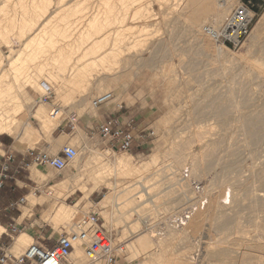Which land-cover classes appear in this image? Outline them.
<instances>
[{
    "label": "rangeland",
    "instance_id": "1",
    "mask_svg": "<svg viewBox=\"0 0 264 264\" xmlns=\"http://www.w3.org/2000/svg\"><path fill=\"white\" fill-rule=\"evenodd\" d=\"M21 1H19V0H0V14H1L0 15V56H2L3 60H4L3 68H5V69H3L2 72L3 73L5 72L9 75H12L9 77L10 80L13 77H15V76H13L15 74L12 71H9L10 67L8 66L7 61H10L11 59L15 60L14 58H17L18 55H31V54H33V52H32L33 49L32 48L30 49L29 46L36 39L34 37L35 33L30 31L31 24L33 23L32 21L37 17V16L35 17V15L40 16V20H41L42 25L45 23L47 25V21L50 20V17H53V18H51L50 26H52V25L53 26H58V25L60 26V24L62 27L63 26L68 27L69 26L70 30H68V32H67V30H63V32L61 31V33H60L61 35H57V32H54L55 33L54 35H56V36H54L53 33L51 32L52 33L51 36H53V37H50V35L48 37V35H47L44 37L45 40L43 39V41H44L45 46H48V45L50 46V44L52 43L51 40L54 39L53 44H56L57 47H58L57 43L61 42V44H63L61 47L66 46L65 48L71 50L74 47L76 48V45H77V44H74V43H76L75 39H76V36L78 34L75 29L79 26H82L81 24L83 23V22H80V21H82V19L79 18L81 16L80 13H87L90 11H96L98 8L97 5H99V7H102L103 9H105L107 7V5H109V4H110L109 7H112L113 5H114L113 7H115V6L120 7V5H119L120 3L118 2V0H94V1L93 0H82V1L81 0H79V1L78 0H76V1L75 0H72V1L68 0V2H67V0H64V1L63 0H61V1L60 0H48L49 2L47 0H42V1H39V0H35V1L34 0L33 1L32 0H21ZM24 1L26 2L27 7L23 6V5H26ZM27 1L29 2V4L27 3ZM139 1L141 2V5L138 3ZM191 1L195 2V4H193ZM216 1L217 0H214V1L213 0H210V1L209 0H142V1L141 0H135V2H134V4L136 3L135 5L130 4L131 5L130 7H132L133 5L134 6L131 9L132 12L130 10V12L128 14L129 16L126 17V20H125V18H123L121 16H119L117 18L116 17L114 18V16H112L109 18V21L107 23L110 27H109V32H107V33L108 34L112 33V35L109 34V36H111V37H105V36H108L107 33H104L105 34L104 36L102 35L101 39L99 40L100 41L99 44H101V46L99 45L101 47V52L99 51V54L100 55H112V56L105 63L106 67L102 68V67L98 66L99 68L98 67L94 68L96 72L95 71L92 72L93 76L89 75L87 78V80H90V81H88V82L83 81V83H80V84L70 83L67 85V87L65 89L63 87H61V88L58 87L61 82H59V84L57 83V80L59 78L56 77L55 69H53L54 71H52V72H54L53 76L56 78L50 77L51 74H47L46 78L50 81H54L52 83L50 81H48V82L50 85L52 84L53 88H55L54 89L55 95H56L55 101L58 104H60L62 107H64L66 111L74 112L78 117L76 129L71 134H69L68 131L66 133H60V132L53 133L54 132L53 130L51 132L50 130L43 128V125L40 122H38L36 119H32V117L36 114L38 109H44V110H46V112L48 114L50 112V106L49 105H40V106L34 105L36 98L38 97L39 94H41V91H40L41 87L39 86V88H33L27 84H24L25 83L24 78H26L25 75L27 76L28 72L32 69H29V71L24 70V72H20V73H22V75L20 74L19 79H22L24 76L23 80H21L23 83L20 80L17 82V81L12 79L13 80L12 84L14 85V90L12 93H13V95H17V96L21 97L22 102L24 104V107H23L24 110L22 109L21 115L17 116L14 119L15 121L13 124V134L10 135L14 139L16 149H20V150L24 151V150H27L29 148H35V147H41L42 148L44 146V144H49L51 146L50 152L53 154H56L63 147L72 146V147H76L78 149V152L84 158V156L88 153V149H86V146H87L86 144H89V145L95 147L96 149L100 150L101 152L109 153L111 156L121 155V154L122 155L123 154H130L131 156H133L134 163L137 165H142V164H146V163L150 164L149 169L146 170V172H145V175H151L150 176L151 179L153 178V180H151L148 183V185H150V187L148 189L149 193H143V192L140 193V194L145 195V196L143 195V197L140 198L141 201H139V198H138L140 196V194L136 195V197H134V198H137L136 201L134 203H132V205L126 207L125 210L130 211V210H132V208L136 207L137 205H140L141 207H138L135 209L137 211V213H135L134 211H131L132 213L131 212L129 213L130 214L129 220L128 219L126 220L128 222L122 221L114 227V230H111V231H113L116 240L119 242H124L125 246L128 245V243H130V240L132 241L134 239H136V240L141 239L145 242V244L151 243V239H152L151 238L152 235L150 234L151 231H154L155 235L159 234L158 235L159 240L162 239L163 236L165 235V233H167V230L172 229L170 227L172 220H170L168 218L171 215H175L177 212H179V209L181 211L183 208L187 207L188 204H192V205L197 204V200L200 198V194L195 192V186L196 185H200L205 190V192L208 190L206 193L203 190L204 193H202L201 195H203V197L205 199L207 198V201H209V204H211V203L212 204L206 205L207 208H205V211H207V212H204L202 210L200 213L197 212L194 217H196L198 214H208V213H212V212L215 213L217 215V217L220 215V213H222L221 214L222 216L227 215L226 217L230 218L232 221L231 230L227 234L229 238H228V241L226 242V244H228V246L230 248L232 247L231 245H234V246L238 245V246L242 247L244 245V241L246 243L244 245V247L248 244L247 239H249L252 234L253 235L255 234V232L253 231V230H255V226H256L254 224L255 223L254 220L255 221L261 220L258 222L264 223V209H262L263 210L262 212L261 211L256 212L258 214L257 215L256 213L253 214V211H251L252 209L249 208V206H248V205H250L249 202H251L249 200H251L250 198L253 197V195H255V194H258L261 196L264 195V180H261V177H264L263 176V174H264V172H263L264 171V167H263L264 166V141H263L264 140V130L261 134V136H263L261 138V142L259 141L258 143H252V141L250 139V135L247 132L244 133V131H242L243 129H240L242 124L239 121L241 113L251 114L253 112L260 111L263 104H264V87L263 88L260 87V90H258L259 89L258 85H252L251 86L249 83L245 82L246 81V80H244L245 76L242 73L246 69L245 65H249L250 64L249 62H251V60H254L256 58L255 53H253L254 56L251 55L252 52H255V50H253V49L249 50L247 48V44L249 42V38H248V40L242 46L241 49H239L237 51L226 50V52H228V53L225 55L224 58H218V57H215V55H211V57H210V55L204 54L203 51H204L205 47L207 48V46L210 45L212 47L217 48V46L214 43V41L211 40V38L204 33L203 28L205 26L211 25L212 23L210 21L208 22V21H205L203 19L204 21L201 22L200 26H195L194 27L195 29L191 28L192 26L189 25V23H188V22H191L190 20L188 21L189 18H187V17H189L191 15L190 12H192V8H194V7L195 8L201 7L202 8L204 5L207 6L210 2L215 4ZM41 2L43 3V6H42ZM58 2H60V4ZM77 2H78V4H83L86 2L85 3L86 5L83 4L85 7L83 5H77ZM206 2H207V4H205ZM242 2H243V0H231L230 1V9L232 10L234 7L240 5ZM22 3H23V5H22ZM34 3H35V6H34ZM46 3L49 6H47ZM56 3L58 6L56 5ZM100 3H101V5H100ZM102 3H104L103 5H106V3H107L105 8L103 7ZM115 3L117 5H115ZM37 5H39L43 8V9L41 8L42 11H41V9L35 8V7H37ZM138 5L141 7H139ZM193 5H195V6L191 7ZM71 6H73V7H71ZM95 6H96V9L94 10ZM263 6H264V4H263ZM134 8H135V10H134ZM139 8H142V9H139ZM143 8H145V10ZM44 9H48V12L44 14L45 18L43 17V13H44L43 10ZM137 9H139V10H137ZM24 10H25V12H24ZM38 10H39V13L37 12ZM79 10H80V12H79ZM26 11H28V13ZM135 11H136V13L137 12L138 13L136 14ZM77 13H78V15H77ZM23 14L26 15L25 18H24ZM263 14H264V9H263L262 13L256 17V21L254 23L253 29ZM136 17H138V18L136 19ZM121 18L124 19L125 23L123 22V19L121 20ZM130 19L132 21H130ZM78 20H79V22H77ZM127 20H128V22H127ZM223 21L224 20H222V22ZM116 22H120V24L116 23ZM122 23L125 25H123ZM121 24L124 26V28ZM29 25H30V27H29ZM48 25H49V23H48ZM105 25H106V23H105ZM108 25H106V26H108ZM126 25H128V26H126ZM189 26H191V27H189ZM120 27H122V28H120ZM129 27H131V29ZM49 28H51V27H49ZM110 28H111V31H110ZM128 29H130L129 31H131V32H129ZM197 29L201 30V32L198 31ZM253 29H252V31H253ZM120 30H122L123 32L121 31V33H120L119 32ZM125 31H127V32H125ZM191 31H193V33ZM30 32L33 36L32 35L30 36ZM124 32L127 34H124ZM66 33L67 34H70V33L75 34L76 33V34L73 35L74 37L71 35L73 37V39H72L71 36H68ZM177 33H178V35H177ZM190 33H192V34H190ZM63 34H64V36H63ZM120 34H122V35H120ZM117 37H119V38H117ZM47 38H50V39H47ZM108 38H110L109 42L107 40ZM71 39H72V42L70 43L69 41ZM128 39H130V40L128 41ZM104 40H106V42ZM67 43L74 44V45H72L74 47L71 48L72 46L71 47L68 46L69 47L68 48ZM174 43H175V45H174ZM105 44H106V47H105ZM114 44H116V46ZM124 44H125V46H124ZM35 45H37L38 50L41 51L40 49H42V45L41 44L40 45L35 44ZM35 45L32 44V46H35ZM112 45H114V46H112ZM87 46H89L88 48H90L91 44L87 45ZM87 46H86V48H87ZM102 46H104V47H102ZM57 47L55 50L58 51L60 49V46L58 48ZM112 47L116 50H114ZM46 49H48V48H46ZM159 49H160V51H158ZM55 50H54L55 54L52 52L48 53L46 51L47 54H45L46 52H44V54L40 52L39 55H49V54L50 55H57V52ZM104 50H105V52H104ZM112 50H113V53L111 52ZM67 51H69V50H67ZM75 52L73 53V55H79V54H75ZM83 53H84V51H82L80 53L81 56H79V57H82ZM249 53H251V54H249ZM69 55H71V53H69ZM118 55H120V56H118ZM121 55L124 56V58L121 57ZM251 56H253L254 59ZM114 57H117V59ZM162 57H163V59H162ZM248 57H250V58H248ZM111 58H113V59H111ZM120 58H121V60H118ZM225 60H227V61H225ZM213 61H215V62H213ZM89 62H91V61H88L87 63H89ZM41 64H44V61H43V63L41 62ZM224 64H226V65H224ZM242 64H243V66H242ZM109 67H112V68H109ZM233 68H234L235 74L236 75L239 74L240 77H238V75L236 76L235 74H232L234 72L232 70ZM227 69H229V70L227 71ZM6 70H7V72H6ZM8 71H9V73H8ZM107 71H110V72L112 71L111 72L112 75H110L111 73L107 72ZM228 72H231V73L229 74ZM99 74L102 77H100ZM107 74H108V76H107ZM220 74H222V76ZM93 77H95V78H93ZM232 77L233 78L235 77L236 81H234V79ZM51 78H54V79L51 80ZM209 78H211V79H209ZM55 79H57V80L55 81ZM67 80H69V78H67ZM240 80L242 82H240ZM42 81L47 82V80H42ZM232 82H233V85H232ZM235 82L236 83L238 82V84H236ZM55 83L57 86L55 85ZM91 83H92V85H91ZM246 83H247V85H246ZM98 84H102V85H99L100 88L98 87ZM103 84H105L106 87ZM222 85H224V86H222ZM243 85L245 87H243ZM102 86H104L103 92H100V89H102L101 88ZM255 86H256V88H255ZM185 87H186V89H185ZM245 88H247V89H245ZM251 88L253 90H251ZM202 89L204 90V92H202L203 91ZM243 89L245 90V93L247 92L246 95H244L245 93L243 92ZM232 90L236 91L233 93L234 96H233V94H230L233 92ZM107 91H114L118 97V100L125 102L127 107L133 113H135L136 115L138 114V116L141 118L140 123L143 124V127L148 128V129H152L155 132V137L151 141H147V143L145 145H143L144 147L143 146L140 148L136 147L131 152H124V151L112 152V151H109L105 141L96 133V127L99 123V115H100L99 113H100V111H103V110L105 111L107 108H102V110H100V111H92L91 101L95 96L99 95L100 93L107 92ZM215 91H216V93H215ZM230 91H232V92H230ZM258 91H259V93H257ZM262 91H263V93H262ZM237 92H238V94H237ZM260 92H261V94H260ZM252 93H254V94H252ZM223 94H225V95H223ZM227 94H229V95H227ZM250 94H252V95H250ZM208 96H209V98H211L212 96L213 97L219 96L221 99L220 102L222 104L223 103L224 104H230L232 101H233L232 104H235V105L231 104V107L233 106L232 108L233 109L236 108V110L234 109L235 110L234 111L231 109L232 111H234V114L231 113V118L233 120L232 123L234 122V124L232 126L233 128L231 127L229 133H224L225 131L221 130L223 128H222L221 124L218 123L217 119L210 117V116H208V117L205 116V118H206L205 122H202V121H204L202 119L203 118L202 115L196 114V113L193 114L194 110H191V109H193L195 107V105L198 104L199 102H200V104H203V103L205 104L204 99ZM231 96H233V98ZM234 97H235V99H234ZM191 98H193L194 101ZM238 99H241L242 101L238 100ZM190 100H192V101H190ZM228 100H229V102H227ZM244 100L246 101L245 103H244ZM251 100L254 103L250 102ZM189 102H190V104H189ZM247 103L248 104L250 103V104L247 105ZM244 104H246V105H244ZM184 105H185V107L187 106L186 107L187 110L185 109ZM188 105L191 107V109ZM237 105L239 107H237ZM179 106L181 107V109L179 108ZM254 106H256V107H254ZM244 107H246V108L244 109ZM177 108H179V111H181V112H178L176 110ZM183 109H185V110H183ZM239 109H240V111H239ZM33 112H34V114H33ZM176 112H177V114H180V115L177 116V114H175ZM30 115H32V116H30ZM187 115L189 118L187 117ZM235 115H237V116H235ZM193 116L197 117V118H193ZM188 119H189V121H188ZM197 119H198V121H196ZM211 119H215V120H211ZM207 121L209 122V124ZM196 122L199 125H197ZM177 123H178V125H176ZM29 124L31 126L30 128H32V129H31L30 133L27 134V129H28ZM188 124H192L190 126L191 127L193 126V127L191 128ZM58 125H59L58 121H54V123L52 121L49 129H52V128L56 129L58 127ZM201 125H202V128L200 127ZM194 127H196L195 130H194ZM238 128L241 131H237ZM178 129H180V130H178ZM79 130H81L83 132V137H81V138H78V132L77 131H79ZM216 130H217V133L215 132ZM231 130H233V131H231ZM209 131L211 134H208ZM205 132H206V134H208V136L205 134ZM235 132H237V133H235ZM242 133H244V134H242ZM64 134H67V135H64ZM181 134H183V135H181ZM204 134L206 135V137ZM209 135H211V136H209ZM232 135H234V137L235 136L236 137L233 138ZM193 136L195 137V141H194L195 143L193 142V140H194ZM229 136L230 137L232 136V137L230 138ZM237 137H239L241 139H239ZM200 138L201 139L203 138V139L201 140ZM246 138L250 142L249 141L247 142ZM204 139H206L207 141L205 142ZM231 139H232V142H231ZM234 139H235V141H234ZM243 139L246 140L245 141L246 143L244 142ZM196 140L198 141L197 143H196ZM216 140L221 141V142L224 141L222 143L224 146L221 144L219 147H214L213 143L218 142ZM237 142H238V144H241L240 148H237ZM234 143H236L235 144L236 148L234 145H229V144H234ZM201 145H203V146H201ZM245 145H246V147H245ZM199 146H201V147H199ZM231 146H233L232 150L230 148ZM238 147H239V145H238ZM84 149H86V150H84ZM200 149H201V151H200ZM215 149H216L217 153L215 151H213ZM177 150H179V152L184 151L182 153L186 152V153H188V155L189 154L190 155L188 156L187 154L186 155L184 154L183 158H185V159L188 158L187 160L184 159L183 163L184 162L185 163L182 164V167L185 169L181 168L182 172L179 170V172H177V175H176L177 178H176V177H173V172L171 170H168V169H170V165L174 161L173 160L174 153H176V152L178 153ZM191 151H192V153H189ZM212 152H215L216 154L212 153ZM225 152H227V154H225ZM233 152H235L236 155H234ZM222 154H224V155H222ZM156 156H158V159L153 160V158H155ZM190 156H191V158H193L192 159L193 161H191V163L195 162V161L197 162V160L199 158L200 162L198 161L197 163H200V164L197 165V163H195V165L198 168V172H197L198 176L195 175L193 177L192 172H190L191 171L190 170L191 169V166H190L191 158H190ZM226 156H227V158H226ZM168 157H170V158H168ZM196 157H198V158H196ZM211 157H213V158H211ZM222 157H224L225 159ZM250 158H252V159H250ZM226 159H227V161H225ZM234 159H239L241 162V165L239 168L240 171L239 170L238 171H230V172H232V174H233L232 175L229 171H226L225 164L230 162V161H233ZM186 161H187V163H186ZM219 161H220V163H219ZM75 162H76V164H75ZM256 164H257V166H256ZM259 165H261V167ZM199 166H202V167H199ZM216 166H217V168L215 170ZM253 166H255V167H253ZM35 168H37V166L33 167L32 172ZM82 168H83V165L81 164V161L79 164L77 161H74L67 169H65L64 171H62L60 173L56 172L54 170H50L49 173L52 174L55 178L51 179L49 181L48 180L45 181L44 179H42L40 177H35V176H33V173L31 176V180H29V179L27 180L28 174L25 172L23 173V175L25 177H27L25 180V182L27 183V187L25 188L26 195H28L29 192H31V193L34 192V194L37 195L41 200H47V202L44 203L43 205H37L25 217H23V208H24V206H26V202L24 204L19 205L18 209L21 211V215H22L21 218L22 219L20 218L21 220H19L18 223L25 221L26 224L24 226L27 225L26 226L27 229L24 231L22 230V232H29V231L32 232V234H31L32 238L27 239L24 243H22V245L20 247H18V244L14 245V247L12 249H10L9 252H11L13 255L17 256V255L21 254L26 249V247H28L30 244L36 243V242L40 241V239H42V238H44V239H48V238L56 239L58 237L59 233L61 232V229L63 227L67 228L69 222L54 221L52 218H50V219L44 218V214H46L49 210L52 209V203L54 202V198H52L54 196V192L51 191V182L56 183V182L65 180V178H67V177L74 176V175L78 174L82 170ZM253 168H255L256 171ZM186 171L190 172L188 178L184 175ZM252 171H254V172H252ZM169 172H170V174H169ZM225 173H226V175H225ZM223 175H224L225 179L223 178ZM155 176H157V177H155ZM170 176H172V177H170ZM182 176H184V177H182ZM154 178L156 179V182H155ZM168 178H170L171 180H169ZM226 178H229V179H227V181H226ZM82 179L84 180V182L87 181L86 177H82ZM239 179H242V180H239ZM187 180H189L188 182H190L191 184L188 183ZM261 181H263V182H261ZM168 182H170V183H168ZM178 182L180 185L178 184ZM237 184H238V186H237ZM232 185L234 186V188L231 187ZM180 186H182V187H180ZM258 186L260 187V189ZM87 187H88V189H87L88 195L87 196L84 192L78 190L74 195L63 200L64 203H67L69 205H75L79 200H81L83 198L84 201L83 200L81 201V207L82 206L84 207V205H86L87 202L89 203L91 201H94L95 203H98L99 206L97 208H98L99 212H101V206L102 205L99 203L101 201H103L104 198L106 199V196L109 193V190H107L105 188L94 189L92 183L87 184ZM229 187H230V189H229ZM241 187H243V188H241ZM255 188H256V190H255ZM49 190H50V192H49ZM215 191L217 194L215 193ZM211 192H213V193H211ZM232 192H233V194H232ZM246 192H248L250 194H248ZM219 194H221L222 197L219 196ZM240 194H242L243 196ZM12 195H14V194H12ZM225 195H226V197L231 195L232 196L231 199H232V202L234 204H237V202H236L237 197H239L241 199L243 197L245 200L243 199L244 202H242L241 206L238 204L236 205V207L232 206V205L225 206L223 204V200L221 199ZM238 195H240V196H238ZM47 196H50V198ZM183 196H185L187 198L185 199V197H183ZM246 196H248V197H246ZM87 197L90 198L89 201L85 199ZM233 197H234V200H233ZM246 198H248V199L246 200ZM216 199H218L217 203H216ZM63 201L61 200L59 203L61 204ZM259 201L261 203H263L264 196H262ZM245 202H246V204H245ZM243 203H244V207H243ZM123 205L124 204H122L121 206H123ZM215 205L216 206L218 205V206L216 207ZM220 207H222V208H220ZM214 208H216V210L218 212ZM240 208H241V210H240ZM232 209H234V210H232ZM247 209H250V212ZM214 210L216 212H214ZM235 211H237V213ZM229 212L234 216L229 214ZM235 213L238 215H236ZM255 214L257 216H255V219H254ZM237 216H240V219ZM258 216L259 217L261 216L263 220L261 219V217L256 219ZM101 217H102L103 222L105 223L104 224L105 227L108 230H110V228L106 225V220L103 217V215H101ZM194 217H193V219H194ZM210 219H212V218H210ZM208 220L207 221L205 220L203 225H201V227H199L197 229V232H196L197 236L195 235L193 238L194 239V243H193L194 247L197 246V241H199L200 239L202 240L201 242H204L203 240H205L206 243L208 242L213 246V245H218L217 242L219 241L220 238H222V236L225 237L224 235H221V233L218 232L215 219H214V221L213 220L208 221ZM236 220L237 221L240 220V223L239 222L238 223H239L240 227L242 226L241 227L242 229L241 228L239 229V228H237V226H234ZM250 220H253L254 223L251 222ZM126 223H129L131 225L134 223H136V224L138 223L140 226L137 230L126 233V235L123 237L124 240H119L118 239V232L123 230V225H125ZM189 224L187 225L188 227H189ZM172 226H173V223H172ZM234 231H235V233H234ZM248 232H249L250 236H248ZM233 233H234V235H233ZM243 233L244 234L246 233L248 238H247V236L245 237V235ZM209 234H211V235H209ZM238 235H239L240 239L238 238ZM242 235H244V236H242ZM16 237L17 236H15L14 238H16ZM241 237H242V239H241ZM158 239H156V240H158ZM138 242H140V241H137V243ZM259 242H261V240H258L257 243L264 245V241H262L263 243H259ZM172 243H170V246L166 245L165 248H163V251L168 250L169 252H171V251L174 252L175 250H178V249L188 250V247H187L188 243H186V242L182 243L179 241H173ZM13 244L14 243H12L11 246H13ZM156 245L157 244H155V246ZM171 245H172V248H169V247H171ZM155 246H154L155 250L153 252L154 255L157 254L156 251H159V246L157 245L158 250L156 249ZM167 247H168V249L166 250ZM177 247H179V248H177ZM183 247H184V249H183ZM244 247H242V248H244ZM127 249H128V247L126 246V251L124 254L126 256V254L129 253V254H127V257H129L130 256V250L127 251ZM193 251H195L196 254H199V252L196 249H194ZM202 254H203L202 258H204L205 252H202ZM123 255L121 256V258L119 260V264H149L148 255H146L144 253H140V255L138 254V257H134V258L130 257L129 262L127 260H125V257ZM154 258H157V257H154ZM252 259L254 261L260 260L259 261L260 264H264V249L261 252L257 253L256 255H253ZM169 260H170V258L166 259L165 263H168ZM156 263L157 262H155V264ZM205 263L218 264V262L211 257H207L205 259ZM158 264H161V263H158ZM243 264H248V263L244 262Z\"/></svg>",
    "mask_w": 264,
    "mask_h": 264
},
{
    "label": "bare ground",
    "instance_id": "2",
    "mask_svg": "<svg viewBox=\"0 0 264 264\" xmlns=\"http://www.w3.org/2000/svg\"><path fill=\"white\" fill-rule=\"evenodd\" d=\"M21 1V0H19ZM33 1V0H32ZM35 1V0H34ZM39 1H42V0H39ZM48 1V0H47ZM61 1V0H60ZM64 1V0H63ZM72 1V0H70ZM76 1V0H75ZM79 1V0H78ZM82 1V0H81ZM94 1V0H93ZM142 1V0H141ZM210 1V0H209ZM214 1V0H213ZM230 1L231 0H217L215 4L213 3H209L207 6H203L202 8L201 7H194L195 5L191 6V7H194L192 8V12L191 15L187 18L188 21L190 20L191 22H188L189 27L191 28H194L195 26H200L201 22L202 21H210L212 24L209 25V26H212V27H217L219 24H221L222 20H224L226 18V16H228V14L230 13ZM12 2V1H11ZM22 2V1H21ZM25 2V1H24ZM23 2V3H24ZM38 2V1H37ZM45 2V1H44ZM49 2V1H48ZM53 2V1H52ZM68 2V0H67ZM90 2V1H89ZM103 2V1H102ZM115 2V1H114ZM113 2V3H114ZM117 2V1H116ZM118 2L120 3V7H109V5H107V7L105 8L106 5H103L104 3H102L103 7L105 9H103L102 7H99V5H97V10L96 11H90V12H87V13H80L81 16L79 18L82 19V21L80 22H83L81 25L82 26H79L77 27L75 30L76 32L78 33L77 36H76V43L74 44H77L76 45V48L72 45L74 44H70L72 42V39H73V35L75 34H67L68 36H71V40L69 41L70 43H67V47L68 46H72L71 48L73 49H67L63 47H61L63 44H61V42L57 43L58 44V47L60 46V49L57 51L55 50L57 45L56 44H53V40L52 43L50 44V46H45L44 45V37L48 35H50V37H53L51 36L52 33L53 35L55 34L54 32H57V35H61V31L63 32V30H70V27H66V26H50V22H51V18L53 17H50V20L47 21V25L46 23L45 24H41V20H40V16L38 15H35V19L33 20L32 18V24H31V29L30 31L35 33L34 37L36 38L35 41H33L32 44H41L42 45V49H40L41 51L38 50L37 48V45L35 46H32V44H30V49L32 48V52L33 54L31 55H18L17 58H14L15 60L11 59L10 61H7L8 63V66L10 67V70L9 71H12L15 75V77H13L12 79L15 80V81H21L23 80L24 76L22 79H19L20 77V74L22 75V73L20 72H24V70H28L29 69H32L28 72L27 76L25 75L26 78H24L25 80V83L24 84H27L33 88H39L42 87V80H48L46 78L47 74H51L50 77H54L52 71H54L53 69H55L56 71V77L59 78L58 80L55 79V81L57 80V83L60 85L58 86L59 88L63 87L66 89L67 85L70 84V83H83V81H90V80H87L88 76L92 75V72L95 71V67H106L105 66V63L107 62V60H109V58L112 56V55H100L99 54V51L101 52V44H99V40L101 39L102 35L104 36L105 34L104 33H107L109 32V25H108V21H109V18L114 16V18L116 17H123L125 18L126 20V17L129 16V12L130 10L133 8V6L136 4H134L135 0H118ZM160 2V1H159ZM192 2V1H191ZM190 2V3H191ZM22 3V5H23ZM27 3L29 4V2L27 1ZM60 4V2H58ZM66 3V2H65ZM64 3V4H65ZM86 3V2H85ZM85 3H83L84 5H86ZM96 3V2H95ZM140 5H141V2L139 1L138 2ZM137 3V4H138ZM193 4H195V2H192ZM26 4V2H25ZM42 6H43V3L41 2ZM47 4V3H46ZM63 4V5H64ZM83 4H78L77 2V5H83ZM89 4V3H88ZM99 4V3H98ZM130 4H134L132 7H130L131 5ZM207 4V2L205 3ZM232 4V3H231ZM17 5V4H16ZM57 5V3H56ZM66 5V4H65ZM75 5V4H74ZM76 5V6H77ZM83 5V6H84ZM96 5V4H95ZM101 5V3H100ZM115 5H117L115 3ZM118 5V6H119ZM21 6V5H20ZM23 6H26L27 7V4L26 5H23ZM34 6H35V3H34ZM47 6H49L47 4ZM58 6V5H57ZM139 6V5H138ZM4 7V6H3ZM33 7V6H32ZM60 7V6H59ZM62 7V6H61ZM73 7V6H71ZM85 7V6H84ZM109 7V8H108ZM141 7V6H139ZM143 7V6H142ZM36 9H41L42 7L37 5V7H35ZM47 8V7H46ZM26 9V8H25ZM43 9V8H42ZM41 9V11H42ZM81 9V8H80ZM86 9V8H85ZM88 9V8H87ZM96 9V6L94 7V10ZM139 9H142V8H139ZM137 9V10H139ZM145 10V8H143ZM28 10V9H27ZM135 10V8H134ZM191 10V9H190ZM44 13H43V17H44V14L48 12V9H44L43 10ZM51 11V10H50ZM60 11V10H59ZM68 11V10H67ZM78 11V10H77ZM25 12V10H24ZM23 12V13H24ZM28 13V11H26ZM39 13V10L37 11ZM80 12V10H79ZM132 12V10H131ZM50 13V12H49ZM76 13V12H75ZM136 13V11H135ZM138 13V12H137ZM136 13V14H137ZM141 13V12H140ZM5 14V13H4ZM14 14V13H13ZM17 14V13H16ZM54 14V13H53ZM135 14V15H136ZM1 15V14H0ZM24 15V14H23ZM34 15V14H33ZM47 15V14H46ZM74 15V14H73ZM78 15V13H77ZM140 15V14H139ZM145 15V14H144ZM156 15V14H155ZM3 16V15H2ZM26 15H24V18H25ZM42 16V15H41ZM52 16V15H51ZM14 18V17H13ZM45 18V17H44ZM71 18V17H70ZM121 18V20L123 19ZM130 18V17H129ZM138 17H136L137 19ZM181 18V17H180ZM183 18V17H182ZM113 19V18H112ZM128 19V18H127ZM133 19V18H132ZM135 19V18H134ZM147 19V18H146ZM204 19V20H203ZM16 20V19H15ZM53 20V19H52ZM64 20V19H63ZM116 20V19H115ZM119 20V19H118ZM153 20V19H152ZM179 20V19H178ZM112 21V20H111ZM114 21V20H113ZM117 21V20H116ZM130 21H132L130 19ZM2 22V21H1ZM79 22V20L77 21ZM76 22V23H77ZM115 22V21H114ZM121 22V21H120ZM120 22H116V23H119ZM123 22H124V19H123ZM128 22V20H127ZM134 22V21H133ZM15 23V22H14ZM49 23V25H48ZM108 25L106 26L105 25ZM112 23V22H111ZM125 23V22H124ZM207 23V22H206ZM123 24V23H122ZM121 24V25H122ZM128 24V23H127ZM2 25V24H1ZM63 25V24H62ZM78 25V24H77ZM76 25V26H77ZM114 25V24H113ZM125 25V24H123ZM122 25V26H123ZM133 25V24H132ZM128 26V25H126ZM131 26V25H130ZM188 26V25H187ZM13 27V26H12ZM16 27V26H15ZM30 27V25H29ZM51 27V28H49ZM122 28V27H120ZM124 28V26H123ZM131 29V27H129ZM128 29V31L130 30ZM195 29V28H194ZM193 29V30H194ZM200 29V28H199ZM197 29L198 31L201 32V30ZM204 29V28H203ZM123 30V29H122ZM120 30L119 32L121 33ZM125 30V29H124ZM134 30V29H133ZM138 30V29H137ZM143 30V29H142ZM146 30V29H145ZM192 30V29H191ZM110 31H111V28H110ZM195 31V30H194ZM197 31V32H198ZM30 32V36L32 35ZM52 32V33H51ZM71 32V31H70ZM113 32V31H112ZM123 32V31H122ZM127 32V31H125ZM124 34H127L125 33ZM131 32V31H129ZM193 33V31H191ZM190 33V34H192ZM108 34V33H107ZM110 34V33H109ZM105 36V37H111V36ZM123 34V33H122ZM120 34V35H122ZM112 35V33L110 34ZM178 35V33H177ZM195 35V34H194ZM5 36V35H4ZM33 36V35H32ZM56 36V35H54ZM64 36V34H63ZM118 36V35H117ZM125 36V35H124ZM131 37V36H130ZM62 38V37H61ZM104 38V37H103ZM113 38V37H112ZM119 38V37H117ZM197 38V37H196ZM47 39H50V38H47ZM52 39V38H51ZM109 39L108 38V42H109ZM45 40V39H44ZM67 40V39H66ZM130 39H128L129 41ZM177 40V39H176ZM196 40V39H195ZM212 40V39H211ZM103 41V40H102ZM101 41V42H102ZM106 42V40H104ZM118 41V40H117ZM203 41V40H202ZM35 42V43H34ZM57 42V41H56ZM64 42V41H63ZM107 42V43H108ZM123 42V41H122ZM199 42V41H198ZM66 43V42H65ZM79 43V44H78ZM106 43V44H107ZM209 43V42H208ZM69 44V45H68ZM90 48H88L89 46L87 45H90ZM106 44H105V47H106ZM112 44V43H111ZM126 44V43H125ZM124 44V46H125ZM65 45V44H64ZM100 45V46H99ZM104 45V44H103ZM116 46V44H114ZM112 45V46H114ZM175 45V43H174ZM87 46V48H86ZM217 46V45H216ZM34 47V48H33ZM57 47V48H58ZM104 47V46H102ZM48 48V49H46ZM69 48V47H68ZM113 48V47H112ZM126 48V47H125ZM247 48L249 50H255V52H252L249 53L251 55H253V53H255L256 55V58L254 59V55L251 56L253 57L254 60H251V62H249L250 64L249 65H245L246 66V69L245 71H241L244 76H245V79L246 80L245 82L249 83L251 86L252 85H258L259 89L260 90V87H264V14L261 16L260 20L258 21V23L256 24V26L254 27L252 33L250 34V37H249V42L247 44ZM69 51H67V50ZM103 49V48H102ZM108 49V48H107ZM111 49V48H110ZM114 49V48H113ZM54 50L57 52V55H39V53H43L44 52H52L54 53ZM74 50V51H73ZM106 50V49H105ZM104 50V52H105ZM116 50V49H114ZM166 50V49H165ZM73 51V52H72ZM76 51V52H75ZM84 51V53L82 54V57H79L81 56L80 53ZM132 51V50H131ZM160 51V49L158 50ZM198 51V50H197ZM196 51V52H197ZM47 52L45 54H47ZM75 52V54H79V55H73V53ZM113 53V50L111 51ZM201 52V51H200ZM204 54L206 55H215V57H218V58H224L225 55L228 53L226 52V49H223V48H220L219 46H217V48L215 47H212V46H207V48L205 47L204 49ZM69 53H71V55H69ZM98 53V54H97ZM152 53V52H151ZM168 53V52H167ZM55 54V53H54ZM203 54V53H202ZM201 54V55H202ZM165 55V54H164ZM248 55V54H247ZM116 56V55H115ZM120 56V55H118ZM117 56V57H118ZM172 56V55H171ZM229 56V55H228ZM117 57H114L117 59ZM121 57L124 58V56L121 55ZM126 57V56H125ZM230 57V56H229ZM196 58V57H195ZM250 58V57H248ZM113 59V58H111ZM163 59V57H162ZM167 59V58H166ZM217 59V58H216ZM118 60H121L118 59ZM127 60V59H126ZM213 60V59H212ZM221 60V59H220ZM247 60V59H246ZM44 61V64H41V62L43 63ZM88 61H91L89 63H87ZM124 61V60H123ZM211 61V60H210ZM217 61V60H216ZM227 61V60H225ZM234 61V60H233ZM249 61V60H248ZM130 62V61H129ZM215 62V61H213ZM231 62V61H230ZM28 63V64H27ZM229 63V62H228ZM232 63V62H231ZM246 63V62H245ZM244 63V64H245ZM212 64V63H211ZM230 64V63H229ZM247 64V63H246ZM107 65V64H106ZM183 65V64H182ZM226 65V64H224ZM228 65V64H227ZM4 66V60H3V57L0 56V135L1 134H9V135H12L13 134V124H14V119L17 117V116H20L21 113H22V109L24 110V104L22 102V98L17 96V95H13V90H14V85L12 84V79L10 80V76L12 75H9L7 73H3V68ZM243 66V64H242ZM248 66V67H247ZM34 69H33V68ZM98 67V68H99ZM225 67V66H224ZM231 67V66H230ZM229 67V68H230ZM233 67V66H232ZM109 68H112V67H109ZM114 68V67H113ZM200 68V67H199ZM242 68V67H241ZM240 68V69H241ZM215 69V68H214ZM205 70V69H204ZM219 70V69H218ZM229 69H227L228 71ZM234 71V68L232 69ZM244 70V69H243ZM8 71V73H9ZM100 71V70H99ZM113 71V70H112ZM111 71V72H112ZM215 71V70H214ZM224 71V70H223ZM226 71V70H225ZM232 71V72H233ZM7 72V70H6ZM96 72V71H95ZM107 72H110V71H107ZM106 72V73H107ZM110 72V73H111ZM114 72V71H113ZM222 72V71H221ZM237 72V71H236ZM105 73V74H106ZM208 73V72H207ZM224 73V72H223ZM226 73V72H225ZM229 74L231 72H228ZM12 74V73H11ZM232 74H235V71L232 73ZM241 74V73H240ZM112 75V73L110 74ZM212 75V74H211ZM222 76V74H220ZM225 75V74H224ZM227 75V74H226ZM236 75V74H235ZM238 77H240L239 74H237ZM236 75V76H237ZM49 76V75H48ZM98 76V75H97ZM100 76V74H99ZM108 76V74H107ZM218 76V75H217ZM242 76V75H241ZM49 77V78H50ZM54 77V78H56ZM102 77V76H100ZM99 77V78H100ZM54 78H51L54 79ZM67 78H69V80H67ZM90 78V77H89ZM95 78V77H93ZM222 78V77H221ZM233 78V77H232ZM97 79V78H96ZM95 79V80H96ZM211 79V78H209ZM234 81H236V78L234 77L233 78ZM197 80V79H196ZM232 80V79H231ZM243 80V79H242ZM42 81V82H41ZM93 81V80H92ZM97 81V80H96ZM95 81V82H96ZM198 81V80H197ZM196 81V82H197ZM233 81V80H232ZM22 82V81H21ZM41 82V83H40ZM51 83L54 82V81H50ZM230 82V81H229ZM239 82V81H238ZM238 82L236 84H238ZM240 82H242L240 80ZM23 83V82H22ZM49 83V82H48ZM183 83V82H182ZM244 83V82H243ZM246 83V85H247ZM21 84V83H20ZM71 84V85H72ZM203 84V83H202ZM230 84V83H229ZM248 84V85H249ZM52 85V84H51ZM56 85V83H55ZM92 85V83H91ZM99 85H102V84H98V87L100 88ZM105 86V84H103ZM199 85V84H198ZM205 85V84H204ZM232 85H233V82H232ZM235 85V84H234ZM241 85V84H240ZM16 86V85H15ZM57 86V85H56ZM55 86V87H56ZM102 86L100 89V92H103V87ZM109 86V85H108ZM182 86V85H181ZM185 86V85H184ZM208 86V85H207ZM224 86V85H222ZM70 87V86H69ZM96 87V86H95ZM106 87V86H105ZM183 87V86H182ZM187 87V86H186ZM185 87V89H186ZM199 87V86H198ZM203 87V86H202ZM242 87V86H241ZM243 87H245L243 85ZM62 88V89H63ZM98 88V89H99ZM110 88V87H109ZM181 88V87H180ZM228 88V87H227ZM235 88V87H234ZM256 88V86H255ZM55 89V88H54ZM58 89V88H57ZM107 89V88H106ZM182 89V88H181ZM225 89V88H224ZM247 89V88H245ZM60 90V89H59ZM102 90V91H101ZM203 90V89H202ZM218 90V89H217ZM216 90V91H217ZM220 90V89H219ZM231 90V89H230ZM235 90V89H234ZM230 91L232 93L230 94H233L234 92L236 91ZM251 90H253L251 88ZM41 91V90H40ZM215 91V93H216ZM240 91V90H239ZM257 91V90H256ZM87 92V91H86ZM204 92V90L202 91ZM201 92V93H202ZM243 92L245 93V90L243 89ZM199 93V92H198ZM243 93V94H244ZM247 93V92H246ZM246 93L244 95H246ZM259 93V91L257 92ZM263 93V91H262ZM238 94V92H237ZM236 94V95H237ZM254 94V93H252ZM250 94V95H252ZM261 94V92H260ZM225 95V94H223ZM229 95V94H227ZM243 95V96H244ZM263 95V94H262ZM195 96V95H194ZM211 96V95H210ZM222 96V95H221ZM234 96V94H233ZM233 96H231L233 98ZM229 97V96H228ZM225 98V97H224ZM251 98V97H250ZM254 98V97H253ZM188 99V98H187ZM193 101L194 99L191 98ZM235 99V97H234ZM25 100V99H24ZM190 100V101H192ZM197 100V99H196ZM238 100H241V99H238ZM26 101V100H25ZM181 101V100H180ZM221 99L219 96L217 97H211L209 98L206 97L204 99V102L205 104H200V102L198 104L195 105V107L193 109H190L191 110H194L193 111V114L196 113V114H200L203 116V120L202 122H205V116H210V117H213L215 119L218 120V123L221 124L222 128L221 130H224L225 132L224 133H229L230 132V129L231 127L233 126L234 122L232 123V118H231V113L234 114V111L236 110V108H232L231 107V104H222L221 102ZM231 101V100H230ZM242 101V100H241ZM229 102V100L227 101ZM239 102V101H238ZM246 101L244 100V103ZM252 102V100L250 101ZM188 103V102H187ZM186 103V104H187ZM195 103V102H194ZM193 103V104H194ZM240 103V102H239ZM242 103V102H241ZM254 103V102H252ZM185 104V105H186ZM190 104V102H189ZM243 104V103H242ZM250 104V103H249ZM247 103V105H249ZM180 105V104H179ZM184 105V107H185ZM232 105H235V104H232ZM246 105V104H244ZM181 106V105H180ZM179 106V108L181 109V107ZM183 106V105H182ZM42 107V106H41ZM187 107V106H186ZM185 107V109H186ZM235 107V106H234ZM237 107H239L237 105ZM243 107V106H242ZM251 107V106H250ZM256 107V106H254ZM179 108H177L176 110L178 112H181L179 111ZM241 108V107H240ZM246 107H244L245 109ZM183 109V110H185ZM189 109V108H188ZM234 111H232V110ZM238 109V108H237ZM243 109V110H244ZM260 109V108H259ZM187 110V109H186ZM190 110V111H191ZM240 111V109H239ZM238 111V112H239ZM246 111V110H245ZM189 112V111H188ZM24 113V112H23ZM236 113V112H235ZM34 114V112H33ZM177 114V112L175 113ZM188 114V113H187ZM192 114V113H191ZM180 115V114H177V116ZM32 116V115H30ZM191 116V115H190ZM195 116V115H194ZM193 118H197V117H194ZM237 116V115H235ZM188 117V115H187ZM200 117V116H199ZM177 118V117H176ZM189 118V117H188ZM32 119H36L38 122H40L42 125H43V128H46L48 130H50L52 132V130L54 131L55 129H49L50 126H51V123L53 120H51L50 118V115L46 112V110L44 109H38L36 114L32 117ZM215 119H211V120H215ZM193 120V119H192ZM216 120V121H217ZM189 121V119H188ZM195 121V120H194ZM198 121V119L196 120ZM201 121V120H200ZM239 121L241 122V128L240 129H243L242 131L247 132L249 135H250V139L252 141V143H258L259 141L261 142V138L263 136H261L263 130H264V104L261 108L260 111H256V112H253L251 114H245V113H241V116L239 118ZM238 121V122H239ZM179 122V121H178ZM192 122V121H191ZM190 122V123H191ZM208 122V121H207ZM239 122V123H240ZM54 123V121H53ZM56 123V122H55ZM201 123V122H200ZM211 123V122H210ZM186 124V123H185ZM197 124V122H196ZM204 124V123H203ZM209 124V122H208ZM213 124V123H212ZM56 125V124H55ZM178 125V123L176 124ZM189 126L192 125V124H188ZM199 125V124H197ZM184 126V125H183ZM235 126V125H234ZM30 124L28 125V129H27V134L30 133L31 129L30 128ZM56 127V126H55ZM191 127V126H190ZM193 127V126H192ZM191 127V128H192ZM202 128V125L200 126ZM187 128V127H186ZM196 127H194V130H195ZM207 128V127H206ZM212 128V127H211ZM233 128V127H232ZM235 128V127H234ZM209 129V128H208ZM239 128L237 131H241ZM180 130V129H178ZM192 130V129H191ZM211 130V129H210ZM183 131V130H182ZM233 131V130H231ZM235 131V130H234ZM78 132V138H81L83 137V132L81 130L77 131ZM192 132V131H191ZM217 133V130L215 131ZM219 132V131H218ZM196 133V132H195ZM200 133V132H199ZM237 133V132H235ZM234 133V134H235ZM242 133V134H244ZM206 134V132H205ZM204 134V135H205ZM208 134H211L210 131L208 132ZM208 134H206L208 136ZM223 134V133H222ZM64 135H67V134H64ZM183 135V134H181ZM185 135V134H184ZM197 135V134H196ZM203 135V134H202ZM205 135V137H206ZM76 136V135H75ZM211 136V135H209ZM233 138L234 135H232ZM231 136V137H232ZM238 136V135H237ZM242 136V135H241ZM240 136V137H241ZM244 136V135H243ZM247 136V135H246ZM32 137V136H31ZM181 137V136H180ZM203 137V136H202ZM219 137V136H218ZM230 137V136H229ZM230 137V138H231ZM176 138V137H175ZM194 140L193 142L195 141V137L193 136ZM204 138V137H203ZM202 138V139H203ZM208 138V137H207ZM212 138V137H211ZM226 138V137H225ZM228 138V137H227ZM239 138V137H237ZM236 138V139H237ZM245 138V137H244ZM178 139V138H177ZM197 139V138H196ZM201 139V138H200ZM201 139V140H202ZM215 139V138H214ZM241 139V138H239ZM238 139V140H239ZM27 140V139H26ZM205 142L207 141L206 139H204ZM244 142L247 140V142L249 141L247 138L246 140L243 139ZM218 141V140H216ZM223 141V140H222ZM226 141V140H225ZM235 141V139H234ZM237 141V140H236ZM264 141V140H263ZM198 141L196 140V143ZM200 142V141H199ZM224 142V141H223ZM223 142L221 141H218V142H215L213 143V146L214 147H219ZM231 142H232V139H231ZM240 142V141H239ZM242 142V141H241ZM243 142V143H244ZM250 142V141H249ZM195 143V142H194ZM203 143V142H202ZM230 143V142H229ZM246 143V142H245ZM244 143V144H245ZM201 144V143H200ZM204 144V143H203ZM226 144V143H225ZM236 143L234 144H229V145H234L235 146ZM243 144V145H244ZM248 144V143H247ZM261 144V143H260ZM87 145V146H86ZM86 149H88V153L84 156V158L82 157V155L78 152V156L76 157L75 161L78 162V164L80 163L81 161V164L83 165V168L82 170L74 175V176H71V177H67L65 178V180H62V181H59V182H56L54 183L53 185H51V191L54 192V196L52 198H54V202L52 203V209L51 210H47L48 212L46 214H44V218L46 219H50L52 218L54 221H65V222H69L68 223V227H70V223L73 219V217L75 215H77L78 213L80 212H86L87 210V207L90 205L91 202H87L86 205H84V207L82 206L81 207V201L83 200V198L81 200H79L75 205H69L67 203H64L63 200L67 199L68 197L74 195L78 190L84 192L86 194V196L88 195L87 193V184H90L92 183L93 184V188L94 189H100V188H105L107 190H109V193L107 194L106 196V199L104 198L103 201H101L99 204H101V212L100 215H103V217L105 218L106 220V225L110 228L109 231L111 230H114V227L116 225H118L120 222L122 221H126L127 219L129 220V217H130V212L131 211H134L135 213H137V211L135 210L136 208L138 207H141L140 205H137L136 207L132 208V210L130 211H126V207L132 205V203H134L136 201L137 198H134L136 197V195H139L140 193H149V187L150 185H148V183L153 180V178L151 179V175H145V172L146 170L149 169L150 167V164L149 163H146V164H142V165H137L134 163V160H133V156H131L130 154H121V155H113L111 156L109 153H106V152H101L100 150L96 149L95 147L89 145V144H86ZM185 145V144H184ZM223 145V144H222ZM239 145V147H238ZM240 145L241 144H238L237 142V148H240ZM258 145V144H257ZM256 145V146H257ZM198 146V145H197ZM203 146V145H201ZM199 146V147H201ZM212 146V147H213ZM224 146V145H223ZM232 147L231 146V150H232ZM246 147V145H245ZM228 148V147H227ZM236 148V146H235ZM84 149V150H86ZM177 149V148H176ZM205 149V148H204ZM209 149V148H208ZM213 149V148H212ZM181 150V149H180ZM189 150V149H188ZM207 150V149H206ZM237 150V149H236ZM247 150V149H246ZM178 153H174L173 155V162L171 163L170 165V169L168 170H171L173 172V177H176L177 175V172H179V170L181 171V168L182 167V164L184 159L183 156L184 154L188 155V153H182V152H179V150H177ZM201 151V149H200ZM216 152V149L213 150ZM209 152V151H208ZM215 152H212V153H215ZM224 152V151H223ZM236 152V151H235ZM234 153V155H236ZM189 153H192L189 152ZM217 153V152H216ZM215 153V154H216ZM173 154V153H172ZM198 154V153H197ZM225 154H227V152H225ZM256 154V153H255ZM254 154V155H255ZM190 155V154H189ZM188 155V156H189ZM210 155V154H209ZM224 155V154H222ZM221 155V156H222ZM233 155V156H234ZM242 155V154H241ZM195 156V155H194ZM214 156V155H213ZM220 156V157H221ZM186 157V156H185ZM199 157V156H198ZM196 157V158H198ZM231 157V156H230ZM248 157V156H247ZM170 158V157H168ZM191 158V156H190ZM195 158V157H194ZM213 158V157H211ZM224 158V157H222ZM227 158V156H226ZM158 159V156H156L155 158H153V160H157ZM188 158H186L185 160H187ZM193 158H191L190 160V163ZM225 159V158H224ZM229 159V158H228ZM242 159V158H241ZM252 159V158H250ZM259 159V158H258ZM254 160V159H253ZM257 160V159H256ZM260 160V159H259ZM258 160V161H259ZM172 161V160H171ZM195 161V160H194ZM199 161V158L197 160V162ZM214 161V160H213ZM221 161V160H220ZM219 161V163H220ZM227 161V159L225 160ZM196 161L195 162H192L190 164L191 166V171L192 172V175L193 177L197 175V172H198V168L197 166L195 165V163H197ZM200 162V161H199ZM253 162V161H252ZM187 163V161H186ZM76 164V162H75ZM200 164V163H197V165ZM207 164V163H206ZM210 164V163H209ZM212 164V163H211ZM219 165V164H218ZM240 165H241V162L239 159H234L233 161H230L228 163L225 164V169L226 171H238L239 168H240ZM78 166V165H77ZM257 166V164H256ZM261 167V165H259ZM199 167H202V166H199ZM255 167V166H253ZM264 167V166H263ZM190 168V167H189ZM204 168V167H203ZM206 168V167H205ZM217 166L215 167V170H216ZM81 169V168H80ZM185 169V168H183ZM248 169V168H247ZM255 169V168H253ZM259 169V168H258ZM200 170V169H199ZM203 170V169H202ZM201 170V171H202ZM249 170V169H248ZM240 171V170H239ZM256 171V169H255ZM258 171V170H257ZM162 172V171H161ZM182 172V171H181ZM189 172V174H190ZM242 172V171H241ZM254 172V171H252ZM261 172V171H260ZM264 172V171H263ZM232 174V172H230ZM229 173V174H230ZM163 174V173H162ZM170 174V172H169ZM199 174V173H198ZM228 174V173H227ZM241 174V173H240ZM254 174V173H253ZM260 174V173H259ZM37 177H40L42 179H44L45 181L46 180H51V179H54V176L50 173L46 174L44 173L43 171H40V170H36V174H35ZM166 175V174H165ZM191 175V176H192ZM200 175V174H199ZM226 175V173H225ZM233 175V174H232ZM238 176V175H237ZM246 176V175H245ZM255 176V175H254ZM253 176V177H254ZM264 176V174H263ZM81 177V178H80ZM82 177H86L87 178V181L84 182V180L82 179ZM153 177V176H152ZM157 177V176H155ZM161 177V176H160ZM172 177V176H170ZM184 177V176H182ZM236 177V176H235ZM177 178V177H176ZM223 178H224V175H223ZM113 179V180H112ZM155 179V178H154ZM159 179V178H158ZM169 180H171L170 178H168ZM192 179V178H191ZM225 179V178H224ZM227 179L229 178H226V181ZM255 179V178H254ZM168 180V181H169ZM239 180H242V179H239ZM247 180V179H246ZM251 180V179H250ZM258 180V179H257ZM261 180H264V177H261ZM159 181V180H158ZM175 181V180H174ZM189 180H187L188 182ZM225 181V182H226ZM249 181V180H248ZM155 182H156V179H155ZM238 182V181H237ZM257 182V181H256ZM263 182V181H261ZM170 183V182H168ZM190 183V182H188ZM244 183V182H243ZM247 183V182H246ZM255 183V182H254ZM260 183V182H259ZM179 184V182H178ZM191 184V183H190ZM226 184V183H225ZM229 184V183H228ZM248 184V183H247ZM261 184V183H260ZM180 185V184H179ZM182 185V184H181ZM235 185V184H234ZM229 186V185H228ZM236 186V185H235ZM238 186V184H237ZM241 186V185H240ZM246 186V185H245ZM182 187V186H180ZM232 188H234V186L232 185L231 186ZM254 187V186H253ZM259 187V186H258ZM237 188V187H236ZM243 188V187H241ZM252 188V187H251ZM223 189V188H222ZM228 189V188H227ZM230 189V187H229ZM238 189V188H237ZM260 189V187H259ZM204 190V189H203ZM211 190V189H210ZM213 190V189H212ZM239 190V189H238ZM242 190V189H241ZM254 190V189H253ZM256 190V188H255ZM208 191V190H207ZM206 191V192H207ZM240 191V190H239ZM244 191V190H243ZM259 191V190H258ZM50 192V190H49ZM159 192V191H158ZM205 192V190H204ZM202 191V193H204ZM205 192V193H206ZM219 192V191H218ZM241 192V191H240ZM252 192V191H251ZM213 193V192H211ZM216 193V191H215ZM214 193V194H215ZM228 193V192H227ZM237 193V192H236ZM248 193V192H246ZM254 193V192H253ZM256 193V192H255ZM217 194V193H216ZM215 194V195H216ZM229 194V193H228ZM233 194V192H232ZM231 194V195H232ZM250 194V193H248ZM144 194H140V196L138 197L139 198V201L140 198L143 197ZM214 195V196H215ZM231 195L227 196L226 195L221 198L223 200V204L225 206L227 205H232V206H235L238 204L241 206L242 202H244V198L242 197L239 198L237 197L236 199V202L237 204H234L232 202V199H231ZM235 195V194H234ZM242 195V194H240ZM238 195V196H240ZM145 196V195H144ZM219 196H221V194H219ZM236 196V195H235ZM243 196V195H242ZM264 196V195H262ZM261 195H258V194H255L253 195V197H251L249 201V208H251L253 211V214L258 212V211H263L262 209H264V201L263 203H261L259 200L261 199L262 197ZM50 198V196H47ZM185 197V196H183ZM201 197V195H200ZM222 197V196H221ZM248 197V196H246ZM187 197H185L186 199ZM210 198V197H209ZM86 200L89 201V197L85 198ZM207 199V198H206ZM244 199V200H243ZM248 198H246L247 200ZM63 201L61 204L59 203L60 201ZM147 200V199H146ZM176 200V199H175ZM217 200L216 199V203H217ZM233 200H234V197H233ZM27 201H28V204H29V208H33L38 202L40 203H46L47 200H40L38 197H36L34 194L30 197L27 198ZM84 201V200H83ZM143 201V200H142ZM173 201V200H172ZM171 201V202H172ZM215 201V200H214ZM52 202V201H51ZM180 202V201H179ZM235 202V203H236ZM248 202V201H247ZM181 203V202H180ZM89 204V205H88ZM122 204H124L123 206H121ZM142 204V203H141ZM177 204V203H176ZM194 204V203H193ZM208 204H209V201H208ZM212 204V203H211ZM209 204V205H211ZM234 204V205H233ZM246 204V202H245ZM175 205V204H174ZM173 205V206H174ZM192 205V204H191ZM214 205V204H213ZM99 206V205H98ZM216 206V205H215ZM218 206V205H217ZM216 206V207H217ZM51 207V206H50ZM209 207V206H208ZM213 207V206H212ZM243 207H244V203H243ZM207 208V207H205ZM205 208L203 209L204 212H207L205 211ZM222 208V207H220ZM219 208V209H220ZM211 209V208H210ZM216 210V208H214ZM218 209V210H219ZM261 209V210H260ZM185 210V208H183L181 211L179 209V212H177L176 214H180L181 212H183ZM207 210V209H206ZM214 210V212H216ZM224 210V209H223ZM234 210V209H232ZM241 210V208H240ZM243 210V209H242ZM249 212H250V209H247ZM31 210L30 209H25V215L26 216ZM202 210H197L192 218L184 223L183 225L184 226H179V227H173L172 226V223H171V228L173 229H168L167 230V233H165V235L163 236L162 239H158V235H155L154 234V231H151V235H152V239H151V243H148V244H145V242L141 239H134V240H130V243H128V245H126L128 247L127 251L130 250V256L127 257V253L126 256L125 254L123 255L125 257V260H127L128 262L130 261V257L131 258H134V257H138V254L140 255V253H144L146 255H148V261H149V264H155V262H157L156 264L158 263H161V264H211V263H205V259L207 257H211L213 259H215L218 264H243L244 262L248 263V264H260V260L259 261H254L252 259L253 255H256L257 253L261 252L263 249H264V245H261V244H258L257 241L258 240H261V242L259 243H263L262 241H264V223L262 222H258V221H261V220H258V221H255L253 222V220H250L251 222H253L256 226H255V230H253L255 232V234L253 235H249V232H248V236H250L249 239L247 234L243 233L245 235V237L247 236V240H248V244L244 247V245L246 244L245 241H244V245L242 247L238 246V245H231L232 247L230 248L228 246V244H226V242L228 241V232L231 230V225H232V221L230 218L226 217L227 215H221L222 213H220V215L217 217V215L215 213H208V214H198L196 217L195 214L197 212H201ZM231 211V210H230ZM218 212V211H217ZM237 213V211H235ZM247 212V211H246ZM132 213V212H131ZM173 213V212H172ZM228 213V212H227ZM235 213V214H236ZM175 214V213H174ZM175 214V215H176ZM229 214H231L229 212ZM252 214V215H253ZM257 214V213H256ZM254 215V219H255V216L257 215ZM175 215H171L168 219L172 220V218L175 216ZM232 215V214H231ZM238 215V214H236ZM180 216V215H178ZM229 216V215H228ZM234 216V215H232ZM246 216V215H245ZM194 217V219H193ZM231 217V216H230ZM239 217L240 219V216H237ZM253 217V216H252ZM261 217V216H260ZM259 216L256 218H260ZM212 218V219H210ZM216 221V227H217V230L219 233H221V235H224L225 237L222 236V238L219 239V241L217 242L218 245H211L210 243H206L205 240H203L204 242H201L202 240L200 239L199 241H197V246H193V243H194V236L197 232V229L199 227H201V225H203L204 221L208 220V221H211L214 219ZM131 219V218H130ZM165 219V218H164ZM193 219V220H192ZM262 219V217H261ZM243 220V219H242ZM263 220V219H262ZM192 221V222H191ZM128 222V221H126ZM165 222V221H164ZM240 223V220H236L235 221V225L234 226H237V228H241L239 223ZM250 222V223H251ZM117 223V224H116ZM190 223V224H189ZM208 223V222H207ZM105 224V223H104ZM167 224V223H166ZM189 224V227L187 226ZM243 225V224H242ZM139 224L137 223H134V224H129V223H126L125 225H123V230L118 232V239L119 240H124V236L126 235V233L128 232H132V231H135L139 228ZM167 226V225H166ZM169 227V228H170ZM250 227V226H249ZM167 228V227H166ZM236 228V229H237ZM245 228V227H244ZM202 229V228H201ZM242 229V228H241ZM254 229V228H253ZM238 230V229H237ZM245 230V229H244ZM248 230V229H247ZM251 230V229H250ZM0 231L2 232L3 229L0 228ZM241 231V230H240ZM252 231V232H253ZM237 232V231H236ZM246 232V231H245ZM231 233V232H230ZM235 233V231H234ZM233 233V235H234ZM251 233V232H250ZM149 234V235H150ZM201 234V233H200ZM199 234V235H200ZM213 234V233H212ZM204 235V234H203ZM211 235V234H209ZM219 235V234H218ZM242 235V236H244ZM161 237V236H160ZM31 238L28 234L26 233H22L18 238H17V241H16V244H18V247H20L22 245V243H24L27 239ZM231 238V237H230ZM235 238V237H234ZM238 238L240 239L239 235H238ZM158 239V240H156ZM199 239V238H198ZM233 239V238H232ZM238 239V240H239ZM242 239V237H241ZM150 240V239H149ZM246 240V241H247ZM117 241V240H116ZM129 241V240H128ZM137 241H140L137 243ZM161 241V242H160ZM173 241H179V242H182V243H188V250H182V249H178V250H175L174 252L171 251L169 252L167 249L168 247L166 248L167 251H163V248H165V246L169 245L170 246V243H172ZM207 241V240H206ZM231 241V240H230ZM119 242V241H117ZM150 242V241H149ZM243 242V241H242ZM178 243V242H177ZM241 243V242H240ZM155 244H157L159 246V251H156L157 254L154 255V246ZM173 244V243H172ZM155 246L156 249L158 248V246ZM163 246V247H162ZM169 248H172V245L171 247ZM179 248V247H177ZM174 249V248H173ZM184 249V247H183ZM194 249H196L199 254H196L195 251H193ZM158 250V249H157ZM161 250V251H160ZM165 250V249H164ZM171 250V249H170ZM193 251V252H192ZM202 252H205V257L202 258ZM263 254V253H262ZM76 256H82V252L81 251H76ZM144 256V255H143ZM141 257V256H140ZM154 257H157V258H154ZM170 258L169 262L168 263H165V260ZM136 259V258H135ZM134 261V260H133ZM132 262V261H131Z\"/></svg>",
    "mask_w": 264,
    "mask_h": 264
},
{
    "label": "built area",
    "instance_id": "3",
    "mask_svg": "<svg viewBox=\"0 0 264 264\" xmlns=\"http://www.w3.org/2000/svg\"><path fill=\"white\" fill-rule=\"evenodd\" d=\"M256 16L251 9L241 3L234 7L224 21L217 27L205 26L203 31L220 48L237 51L248 40ZM55 90L48 82H42L41 94L35 100V106L49 105L50 118L58 121L57 129L60 133H73L76 129L78 117L74 112H68L55 101ZM112 107L113 113L96 127V133L105 141L109 151L131 152L140 148L155 137L152 129L144 128L138 115L133 113L125 104L118 100L114 91H107L95 96L91 101L92 111ZM144 147V146H143ZM51 146L45 144L42 148H29L21 159L15 160L9 155L0 168V192L6 181H15L21 173L32 175L33 167L62 172L67 169L78 156V149L72 146L63 147L58 153L50 152ZM189 177V171L184 174ZM31 180V179H30ZM203 188L195 186V192L202 194ZM196 205L188 204L180 216L172 218L173 226H184L197 210H203L208 204L201 195ZM25 197L10 203L7 208H0V212L18 209L25 203ZM98 203L91 201L86 212L75 215L69 228L63 227L56 239H42L32 243L19 255L9 251H1L0 264H119L121 256L126 251L124 242H117L113 231H109L98 210ZM21 230L14 224L10 238L15 239ZM15 241V240H14ZM44 242H52L51 245ZM81 251L82 256H76Z\"/></svg>",
    "mask_w": 264,
    "mask_h": 264
},
{
    "label": "crops",
    "instance_id": "4",
    "mask_svg": "<svg viewBox=\"0 0 264 264\" xmlns=\"http://www.w3.org/2000/svg\"><path fill=\"white\" fill-rule=\"evenodd\" d=\"M243 4H246L252 11V13L257 17L258 14L263 11L264 9V0H243ZM102 110V109H101ZM112 107H107V109L104 111H100L99 115V123L98 125L103 122L110 114H112ZM138 115V114H137ZM139 117V116H138ZM141 118L139 117V120ZM60 132L57 128L54 130L53 133ZM45 145V144H44ZM27 150H20L16 149L14 139L9 134H1L0 135V168L5 161V158L9 155L14 156V159L17 161L22 158V156L25 154ZM36 170L43 171L44 173L48 174L50 172V169H41L40 167H37L33 170V176L37 177ZM32 176V175H31ZM27 177L21 173L16 177L15 181H6L4 184V187L1 189L0 192V208H7L10 203L20 200L22 197H25L26 206L23 208V217H25V209H34L37 205H43L44 203L38 202L33 208H29V204L27 201V198L32 196L34 192H29L28 195H26L25 188L27 187V183L25 182ZM55 178V177H54ZM30 180L31 177L28 176L27 180ZM14 194V195H12ZM35 195V194H34ZM38 197L37 195H35ZM39 198V197H38ZM40 199V198H39ZM41 200V199H40ZM21 211L19 209L10 210L7 212H0V228L3 229V231H0V253L1 251H9L16 245L17 238L22 234L26 233L31 238L32 232H22V230L27 229V225L24 226L26 223L25 221H22L21 223H18L19 220H21ZM21 218V219H20ZM18 226L21 230V233L15 238L12 239L9 237L10 230L12 226ZM44 239V238H42ZM38 241L39 244H42L41 240ZM49 239V238H48ZM52 239V238H51ZM15 240V241H14ZM13 244V246H11ZM45 244L51 245L52 242H44Z\"/></svg>",
    "mask_w": 264,
    "mask_h": 264
},
{
    "label": "flooded vegetation",
    "instance_id": "5",
    "mask_svg": "<svg viewBox=\"0 0 264 264\" xmlns=\"http://www.w3.org/2000/svg\"><path fill=\"white\" fill-rule=\"evenodd\" d=\"M54 184V182H51V185H53Z\"/></svg>",
    "mask_w": 264,
    "mask_h": 264
},
{
    "label": "trees",
    "instance_id": "6",
    "mask_svg": "<svg viewBox=\"0 0 264 264\" xmlns=\"http://www.w3.org/2000/svg\"><path fill=\"white\" fill-rule=\"evenodd\" d=\"M262 12H260L258 15H260Z\"/></svg>",
    "mask_w": 264,
    "mask_h": 264
}]
</instances>
